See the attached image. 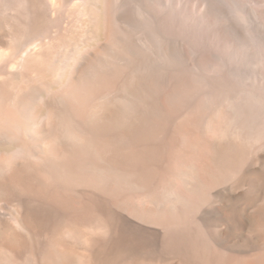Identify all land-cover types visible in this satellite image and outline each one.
I'll return each instance as SVG.
<instances>
[{
	"label": "bare ground",
	"instance_id": "6f19581e",
	"mask_svg": "<svg viewBox=\"0 0 264 264\" xmlns=\"http://www.w3.org/2000/svg\"><path fill=\"white\" fill-rule=\"evenodd\" d=\"M193 5L0 0V264H264V39Z\"/></svg>",
	"mask_w": 264,
	"mask_h": 264
},
{
	"label": "rangeland",
	"instance_id": "374dc122",
	"mask_svg": "<svg viewBox=\"0 0 264 264\" xmlns=\"http://www.w3.org/2000/svg\"><path fill=\"white\" fill-rule=\"evenodd\" d=\"M203 20L226 23L247 40L264 39V0H192ZM257 46V43L254 47Z\"/></svg>",
	"mask_w": 264,
	"mask_h": 264
}]
</instances>
